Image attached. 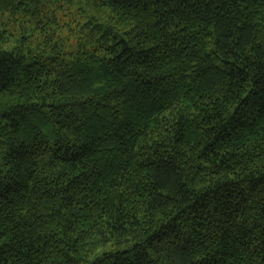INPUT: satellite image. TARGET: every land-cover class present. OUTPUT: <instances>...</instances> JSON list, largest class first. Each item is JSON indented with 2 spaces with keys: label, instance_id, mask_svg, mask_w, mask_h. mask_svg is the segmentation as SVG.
Wrapping results in <instances>:
<instances>
[{
  "label": "trees",
  "instance_id": "16d2710c",
  "mask_svg": "<svg viewBox=\"0 0 264 264\" xmlns=\"http://www.w3.org/2000/svg\"><path fill=\"white\" fill-rule=\"evenodd\" d=\"M79 3L0 0V264H264V0Z\"/></svg>",
  "mask_w": 264,
  "mask_h": 264
},
{
  "label": "rangeland",
  "instance_id": "374dc122",
  "mask_svg": "<svg viewBox=\"0 0 264 264\" xmlns=\"http://www.w3.org/2000/svg\"><path fill=\"white\" fill-rule=\"evenodd\" d=\"M95 1L96 0H81V3L77 4L76 6H72L69 8V10H64V12L59 11L56 14L57 21L59 25H64V27L67 25L68 27L74 28L75 24L80 21L79 14H82L83 16H86L87 18L94 15V7H95ZM7 19H3V21H0V46L4 50H9L11 46H13L14 41L18 37H11L10 35H16L14 31H12V26L6 24ZM20 22V21H19ZM32 21H30L29 24H31ZM18 26L21 24L17 23ZM8 31V33H3V31ZM8 38V41L5 42L3 39ZM16 38V39H14Z\"/></svg>",
  "mask_w": 264,
  "mask_h": 264
}]
</instances>
